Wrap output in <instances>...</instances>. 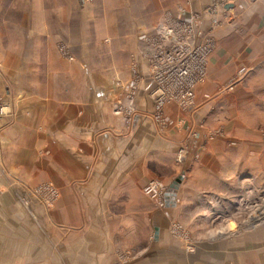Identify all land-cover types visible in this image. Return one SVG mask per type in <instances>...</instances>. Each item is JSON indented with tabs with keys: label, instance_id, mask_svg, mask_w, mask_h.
I'll return each instance as SVG.
<instances>
[{
	"label": "rangeland",
	"instance_id": "1",
	"mask_svg": "<svg viewBox=\"0 0 264 264\" xmlns=\"http://www.w3.org/2000/svg\"><path fill=\"white\" fill-rule=\"evenodd\" d=\"M176 1L0 0V93L7 105L6 121L0 127V264H71L64 261V247L60 251L58 244L67 238L69 245L85 233L70 223L86 215L73 213L70 193L62 188L65 182L53 181L50 171L41 169L38 163L45 159L28 165L34 150L20 144L21 112L22 119L28 121L33 106L48 110L51 103L53 109L65 105L74 109L81 98L91 100L101 92L109 100L105 107L124 116L126 123L132 121L137 114L136 73L146 71L148 63L151 76L150 58L160 48L167 29L182 43L207 49L206 75L195 91L198 101L183 109L192 115L210 108L216 118L206 134L212 144L217 143L212 151L222 164L216 167V175L207 174L208 179L213 178L204 187L194 185L190 172L182 175L186 177L183 188L216 190L221 197L209 198L216 213L209 216L202 214L205 209L187 212L182 208L171 229L162 231L161 239L170 234L194 253L212 238L218 249L213 264H264V65L255 69L244 65L245 69H237L233 75H229L231 70H215L219 81L214 80L209 63L220 42L215 38L225 35V26L231 28L235 23L236 27L238 22L224 15L223 0H210L196 10ZM177 11H184L185 16L175 15ZM215 16L218 19L214 21ZM39 126L42 130L45 121L40 120ZM24 128L33 130L32 121ZM177 128L181 145L185 135L194 139L202 129L194 123ZM8 130L9 137L5 134ZM208 146L196 150L199 159L208 153ZM184 152L179 146L178 158L184 157ZM198 157L193 162H200ZM23 166L33 173L24 171ZM225 177L224 188L221 179ZM153 181L160 184L158 196L153 198L144 191L152 181L142 193L146 205L155 207L165 202L160 194L166 189L160 181ZM199 199L186 197L180 205L192 207L201 203ZM80 200L78 196L77 203ZM66 208L70 213L64 212ZM210 221L214 226L209 228L205 223ZM154 232L148 227L138 230L137 236L154 240ZM118 257L125 261L121 264H127L135 254L125 248Z\"/></svg>",
	"mask_w": 264,
	"mask_h": 264
},
{
	"label": "crops",
	"instance_id": "2",
	"mask_svg": "<svg viewBox=\"0 0 264 264\" xmlns=\"http://www.w3.org/2000/svg\"><path fill=\"white\" fill-rule=\"evenodd\" d=\"M176 2L196 10V7L210 0ZM223 3L226 9L224 15L238 24L235 27L234 23L231 28L225 26V35L215 38L216 43L218 40L220 42L210 59L209 69L214 70L215 77L212 78L217 82L219 80L215 70H231L229 75H233L237 69H245L244 65L253 66L254 69L260 64L264 65V0H223ZM189 13L193 12L189 10ZM175 15L185 16V12L179 11ZM218 16L213 17L214 21ZM148 67L147 63L146 71L136 73L139 81L134 103L137 114L128 123L124 116L118 117L104 106L107 97L101 95V92L92 94L91 100L89 97L87 100L81 98L74 109H70L69 105L53 109L51 103L48 110L35 109L33 106L30 110L32 120H23L21 112L20 144L34 150L30 158L28 155L32 159L28 165L35 166V159H45L38 164L42 170L50 171L53 181L65 182L62 188L70 193L73 213L86 215L85 218L78 216L76 220L70 221L74 226L84 229L85 233L69 245L67 238L58 244L60 251L64 247L62 255L66 262L121 264L125 261H121L118 254L125 248L135 254L127 264L215 262L211 260L218 250L216 243H211L214 239H208V244L203 243V249L197 248L194 253H189L185 243L175 240L170 234L161 239V233L171 229L173 220L178 219L182 208L188 209L187 212L205 209L202 214L209 216L216 213V206L211 205L210 199L221 196L210 187L203 189L204 183L213 178L210 176L208 179V176L217 173V168L222 164L220 156L213 152L217 149V143L212 144L206 134V130H211V122L216 117L211 114L210 108L191 115L192 111L185 112V109L174 104L166 105L158 111L150 95L154 85ZM197 101L195 95L194 106ZM199 101L200 105L203 104L200 98ZM40 120L46 123L42 130L38 129ZM30 121L34 131L24 128L25 123ZM190 123L204 128L205 133L200 129L194 139L185 135L186 141L181 145L177 126ZM5 134L7 137L11 135L9 130ZM179 146L180 149L185 148L184 157L177 156ZM207 146L208 153L202 154L203 157L199 159L196 150H203ZM196 157L200 162H193ZM201 166L203 169H200ZM24 167V171L33 173V169ZM189 172L194 185L200 183L203 187L183 188L186 177L182 175ZM153 180L160 181L166 189L161 195L165 202L155 207L146 205L142 193L143 187ZM221 180H224V188L227 187V178ZM175 184L176 188H173ZM202 190L209 192L200 193ZM78 196L81 200L77 203ZM195 196L201 198V203L192 207L180 205L183 198ZM78 205L80 211L74 209ZM64 212L68 214L70 210L66 208ZM205 225L210 228L214 223L210 221ZM148 227L155 231L154 240L139 239L137 231Z\"/></svg>",
	"mask_w": 264,
	"mask_h": 264
},
{
	"label": "built area",
	"instance_id": "3",
	"mask_svg": "<svg viewBox=\"0 0 264 264\" xmlns=\"http://www.w3.org/2000/svg\"><path fill=\"white\" fill-rule=\"evenodd\" d=\"M164 32L160 38V48L150 58V78L155 84L151 96L156 100L158 111L170 104L181 108L191 107L196 88L206 75L207 49L202 45L182 43L183 40L176 38L174 32L168 29ZM6 106L5 97L0 93V127L6 121ZM148 185L144 189L146 194L153 198L156 194L158 196L156 191L160 184L152 181Z\"/></svg>",
	"mask_w": 264,
	"mask_h": 264
},
{
	"label": "water",
	"instance_id": "4",
	"mask_svg": "<svg viewBox=\"0 0 264 264\" xmlns=\"http://www.w3.org/2000/svg\"><path fill=\"white\" fill-rule=\"evenodd\" d=\"M179 182H176V184H178ZM176 184L175 185H173L174 187L173 188H176Z\"/></svg>",
	"mask_w": 264,
	"mask_h": 264
},
{
	"label": "bare ground",
	"instance_id": "5",
	"mask_svg": "<svg viewBox=\"0 0 264 264\" xmlns=\"http://www.w3.org/2000/svg\"><path fill=\"white\" fill-rule=\"evenodd\" d=\"M230 233V232H229Z\"/></svg>",
	"mask_w": 264,
	"mask_h": 264
}]
</instances>
